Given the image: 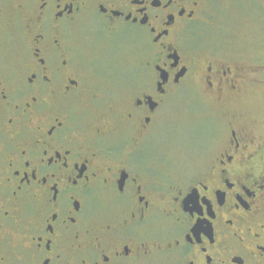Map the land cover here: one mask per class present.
I'll use <instances>...</instances> for the list:
<instances>
[{
	"label": "flooded vegetation",
	"instance_id": "1",
	"mask_svg": "<svg viewBox=\"0 0 264 264\" xmlns=\"http://www.w3.org/2000/svg\"><path fill=\"white\" fill-rule=\"evenodd\" d=\"M220 1L0 0V264H264V120L232 113L264 66L206 33ZM183 87L176 179L153 143Z\"/></svg>",
	"mask_w": 264,
	"mask_h": 264
},
{
	"label": "rangeland",
	"instance_id": "2",
	"mask_svg": "<svg viewBox=\"0 0 264 264\" xmlns=\"http://www.w3.org/2000/svg\"><path fill=\"white\" fill-rule=\"evenodd\" d=\"M206 33L220 40L218 46L224 53L238 54L247 64L264 66V0L218 2L209 15ZM185 90L183 87L179 94L169 96L159 111L161 124L153 143L162 165L176 179L195 172L202 163V153L192 137L199 107L185 102ZM254 90L246 101L233 107V114L264 120V87Z\"/></svg>",
	"mask_w": 264,
	"mask_h": 264
},
{
	"label": "water",
	"instance_id": "3",
	"mask_svg": "<svg viewBox=\"0 0 264 264\" xmlns=\"http://www.w3.org/2000/svg\"><path fill=\"white\" fill-rule=\"evenodd\" d=\"M163 78H164V75H163Z\"/></svg>",
	"mask_w": 264,
	"mask_h": 264
}]
</instances>
